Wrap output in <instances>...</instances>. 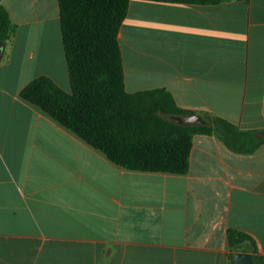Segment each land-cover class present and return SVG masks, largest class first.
<instances>
[{
	"label": "crops",
	"instance_id": "obj_1",
	"mask_svg": "<svg viewBox=\"0 0 264 264\" xmlns=\"http://www.w3.org/2000/svg\"><path fill=\"white\" fill-rule=\"evenodd\" d=\"M0 6L17 26L0 44V264H228L229 228L264 255V142L195 135L186 174L112 163L20 97L43 75L71 91L58 0ZM118 40L128 92L264 131V0H130Z\"/></svg>",
	"mask_w": 264,
	"mask_h": 264
},
{
	"label": "trees",
	"instance_id": "obj_2",
	"mask_svg": "<svg viewBox=\"0 0 264 264\" xmlns=\"http://www.w3.org/2000/svg\"><path fill=\"white\" fill-rule=\"evenodd\" d=\"M148 1L217 4L225 0ZM129 3L58 0L71 91L43 75L30 81L20 97L112 163L132 171L188 173L193 139L198 134L213 135L236 153L258 150L264 142V131L241 130L217 115H210L212 121L206 124H178L171 116L194 112L178 106L167 89L126 90L118 34ZM16 31L7 9L0 6V44H10ZM227 241L228 264H235L234 252L250 249L256 263L264 264V255L257 251L249 234L229 228Z\"/></svg>",
	"mask_w": 264,
	"mask_h": 264
},
{
	"label": "water",
	"instance_id": "obj_3",
	"mask_svg": "<svg viewBox=\"0 0 264 264\" xmlns=\"http://www.w3.org/2000/svg\"><path fill=\"white\" fill-rule=\"evenodd\" d=\"M1 55V50H0ZM171 119L178 124H206L212 121L210 115L201 114H187L184 116H171ZM235 264H257L255 260L254 252L252 251H236L233 254Z\"/></svg>",
	"mask_w": 264,
	"mask_h": 264
}]
</instances>
